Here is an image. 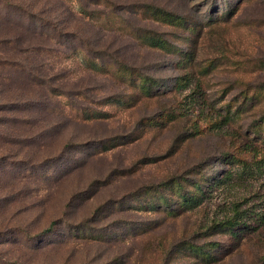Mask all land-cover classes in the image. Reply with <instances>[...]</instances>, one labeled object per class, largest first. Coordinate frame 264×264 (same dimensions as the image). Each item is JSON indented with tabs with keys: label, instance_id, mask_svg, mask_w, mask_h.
I'll use <instances>...</instances> for the list:
<instances>
[{
	"label": "rangeland",
	"instance_id": "374dc122",
	"mask_svg": "<svg viewBox=\"0 0 264 264\" xmlns=\"http://www.w3.org/2000/svg\"><path fill=\"white\" fill-rule=\"evenodd\" d=\"M94 1L0 0V264H264V0Z\"/></svg>",
	"mask_w": 264,
	"mask_h": 264
},
{
	"label": "trees",
	"instance_id": "16d2710c",
	"mask_svg": "<svg viewBox=\"0 0 264 264\" xmlns=\"http://www.w3.org/2000/svg\"><path fill=\"white\" fill-rule=\"evenodd\" d=\"M105 2H107V1H105ZM102 3H103L102 1L95 0L93 8H90L89 6H85V5H81V7H82V10L84 11V13L90 17L93 16V17L98 18L99 16H102V15H109L112 18H115L116 17L115 13L110 12L109 14H106L103 11L98 9V6L104 5ZM105 4L108 7L109 4L108 3H105ZM158 12H160V11H158ZM160 14H163L162 17L165 21L170 20V19L171 20H177V21L182 20L180 17L173 16L171 14L164 13L162 11L160 12ZM113 24H109V25L114 26ZM149 37H153V36H149ZM140 38H141V36H140ZM142 43L145 45H147V43H148L147 46L150 45V47H153V48H163L165 46V41H163L159 37L158 38H156V37L148 38V40L146 42L143 41ZM30 49H32V47L25 48L23 51L30 50ZM15 59H16L15 55H12V58L9 57V60H15ZM113 66L116 69L120 68V65L117 66V64H114ZM121 70L127 71L128 69L122 68ZM53 91H56V90H53ZM146 95L148 97H151L152 94L150 93V90H148V93ZM228 119H229V116H225L223 118V121L229 122L230 120H228ZM218 123H220V122H215L213 124V126L214 125L216 126ZM237 150L239 151V149H237ZM228 158L229 159H232V158L236 159V161L240 165L243 164L244 167L247 165L246 161L239 159V154H237L236 156L230 155ZM216 179L217 178H212V179L206 178L205 179V178L201 177L199 181H192L189 183V189L190 190H188L187 193H182V191H183L182 186L179 184L178 181H173L170 184V187L173 190L177 189V191H181L182 194L180 196L181 201L177 202V203L175 202L177 207H175L174 210L170 209L171 210L170 213H173V212L176 213L178 208L186 210V211H190V210H194V209L198 208L199 206H201L206 195L208 194L209 190L211 189L212 185L215 184V182L217 181ZM165 204L168 205L167 201ZM238 213L239 212L237 210H234V215L232 218H230L224 222H220V223L219 222H213L212 226L208 230H213V232L218 231L219 233H222L223 231H227L234 238L238 237V233H240V231H243L244 229H249V226H247V224H243L240 221V219L238 218ZM172 217H174V215H172ZM258 219H259V222L262 224V226H264V215L259 216ZM49 230L50 229H48V231Z\"/></svg>",
	"mask_w": 264,
	"mask_h": 264
}]
</instances>
